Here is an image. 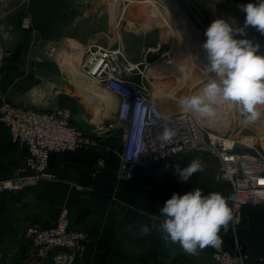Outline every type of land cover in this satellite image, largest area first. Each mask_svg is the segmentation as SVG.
<instances>
[{
    "label": "crops",
    "instance_id": "obj_1",
    "mask_svg": "<svg viewBox=\"0 0 264 264\" xmlns=\"http://www.w3.org/2000/svg\"><path fill=\"white\" fill-rule=\"evenodd\" d=\"M54 1L29 0L33 26L35 21H59L57 19L63 16L61 8L49 9ZM234 2L238 27H242L246 14L238 5L256 3L257 0H190L200 17L205 9L210 13L215 5H220L222 13H228ZM23 3V0H0V103L7 97L19 105L48 109L60 91L51 92L53 85L58 87V82L48 80L40 57L49 58L45 53L47 43L58 45L68 37L62 36L63 33L61 36L59 33H40L36 27L35 31H24L20 25ZM247 33H252L253 43L260 45L257 54H264V35L253 27H249ZM158 104L166 111L159 100ZM228 126L232 128V124ZM24 155V149L11 142L9 128L0 121V179L14 175L23 163ZM193 159L203 162V171L181 181L174 174V166L178 163L181 168L187 167ZM118 167L119 158L113 151L105 149L82 148L54 153L49 165L54 178L40 180L20 191L0 193V264H55L54 254L38 257L35 245L25 238L24 231L32 224L51 225L62 207H68L72 227L85 229L90 234L86 250L71 264L198 262L183 260L178 254L180 245L166 241L155 229L150 235H142L141 227L161 222L160 208L173 193L182 195L200 188L203 195L215 192L224 197L229 185L220 176L217 160L207 153H182L140 168L132 180L121 183L116 179ZM230 227H233L231 221L227 231L222 228L219 233L224 244L233 248L237 239L248 246L246 264H264V204L243 209L242 221L235 227L231 239L233 242L227 238ZM147 243L154 247L149 253L144 254L136 248ZM208 248L201 261L210 256L212 249L211 246Z\"/></svg>",
    "mask_w": 264,
    "mask_h": 264
},
{
    "label": "built area",
    "instance_id": "obj_2",
    "mask_svg": "<svg viewBox=\"0 0 264 264\" xmlns=\"http://www.w3.org/2000/svg\"><path fill=\"white\" fill-rule=\"evenodd\" d=\"M154 1L171 8L175 16H181L171 0ZM124 3L123 0H115L108 11L109 23L114 28L119 24ZM20 20L23 29L33 27L30 12H24ZM127 24L134 29L133 24ZM140 29L135 28V32L138 33ZM109 37L108 44L93 38L79 42L81 56L77 70L116 101L112 108L103 106L104 115L100 121H95V131L100 135L105 129L115 126L121 130L120 145L113 149L119 158L117 182L132 180L138 169L167 161L182 153L208 152L217 160L220 176L229 185L224 198L231 206L232 225L237 227L242 221L245 207L264 204V136L250 141L231 134L234 132L232 130L219 131L200 120L196 114L182 110L164 111L145 75L149 66L148 54L159 51L163 40L149 45L142 60L134 62L128 59L124 46L116 43L114 37ZM61 48L59 44L47 43L45 53L53 56ZM114 109L116 116L111 115ZM0 121L9 128L11 142L25 151L23 163L16 173L0 179V193L20 191L40 180L54 178L49 171L54 153L76 151L100 142L96 136L84 135L73 122L72 108L66 105L53 103L50 108L42 109L19 105L4 97L0 103ZM165 125L176 135L170 142L161 143L156 136ZM24 236L35 245L38 257L54 254L55 264H71L86 250L90 234L85 229L72 227L69 209L62 207L51 225H29ZM211 249L207 259L192 264H246L248 259L237 239L233 248L222 241L219 246H211Z\"/></svg>",
    "mask_w": 264,
    "mask_h": 264
},
{
    "label": "rangeland",
    "instance_id": "obj_3",
    "mask_svg": "<svg viewBox=\"0 0 264 264\" xmlns=\"http://www.w3.org/2000/svg\"><path fill=\"white\" fill-rule=\"evenodd\" d=\"M123 1H125V3L121 6L122 9L118 18L119 24L115 28L109 23L108 18V11L111 8L114 0H56L49 9L53 8L59 10L61 8L63 11V16L61 15L57 19L59 21H35L34 26L31 29L28 30L22 28L27 32H31L33 30L35 31L36 27L40 33H59V36H61L63 33L62 36L67 35L68 39L65 42L59 44L62 46L60 52L65 50L67 53H65L59 59L57 57L59 53L58 52L53 56H49V58H44V56H42L40 57V60L41 64L44 65V71L47 72L46 74L50 78L48 80L58 82V87L53 85L51 89L52 93H54L56 90L60 91L58 92L54 103L71 107L73 110L74 124L83 131L84 135L89 137L96 136L97 139L100 140L96 146L89 145L83 147L89 150L105 149L107 151H113L116 146L120 145L121 130L119 126H115L113 128L105 129L100 135H98L97 130L95 131V121H100L104 115V111H102L104 108H102L101 104H99L100 100L97 98L99 97L101 90H96L92 81L80 76L78 71L77 73H73L72 69L70 68L72 64L68 63L70 65L67 66L65 63H63V58L66 55L74 52L80 53L79 42H85L88 39L93 38L102 44H108L110 41L109 36H112L117 41L116 43L122 44L124 46L129 60L139 62L142 60L143 54L148 47L147 45H151V43L153 44L162 39L163 43L160 50L148 54L149 66H147L145 70V75L155 94L156 91L160 89H166V91L171 90L173 92L174 96L157 95V100H159V103H162V107L166 109V112H169V109L180 111L181 109L177 104L178 98L183 95L199 92L206 83V79H204L195 85H191V82L197 80L204 73L203 69L205 67L201 68L199 67L200 64H198V60L200 58L202 59L203 57V52L206 53V51L202 48L204 43L202 37L195 35L196 32L193 31V29H189L186 28V26L181 25L179 20L183 21V19L175 16L171 8L168 9L163 5L160 6V4L154 0H152L154 6L151 7V11H153L154 14L150 17V21L148 20L150 15L145 9L143 10V7L139 2L129 3L127 0ZM23 2L22 14L24 12H30L31 5L29 0H23ZM173 5L177 7L175 3ZM210 11L212 13H209L205 9V11L201 13L202 16L200 17L206 28H208L215 19L220 18H223L226 21L230 20V18H235V26L238 27V22L236 19L237 8L235 6V2L232 9H229L228 13H222L220 5H215ZM130 20L134 26L133 30L132 27L127 24V22H130ZM145 22H149L148 28L142 29L141 25ZM140 27L141 29L137 34L135 32V28L138 29ZM112 31L115 32L109 33ZM91 35H94V37L88 38ZM63 38L64 37H62V39ZM237 38H248L252 40V33H247V37ZM191 57L196 60L192 59ZM182 64L184 66V70H187L185 75L188 76L187 81L184 83L182 81V77L179 76V80L178 75L174 72L175 68H180ZM159 75L162 78H160ZM62 78L63 80H61ZM61 81H63L62 84ZM112 100L113 107L114 99L112 98ZM100 108L102 109L99 110ZM261 110L264 111V108ZM97 112L99 115H96ZM236 115L237 121L235 124H232V128L221 129L217 127L215 128V126L212 127L219 131L232 130L234 132L231 134H235L236 136L242 137L244 139H250V141L255 140L260 136H264V117L254 124L244 125L241 122L242 117L237 110ZM106 146L109 147V149H107ZM196 153L209 154L208 152ZM102 158L103 156H101L100 159ZM234 230L235 228L230 227L229 235H227V238L230 240V242L232 241L231 239L234 238ZM242 247L244 252L249 257L248 246L242 245ZM136 248L140 251H143L145 254L149 253L154 247L152 244L147 243L144 245H139ZM179 249L181 252L178 254L182 255L184 258L183 260L186 258L190 261V263L193 261H201L207 255V250L209 251V248L207 247V249H198L196 255H189L185 253L181 247ZM165 255L167 256V253H165ZM175 257L177 258V256ZM151 264L168 263L166 261H159L157 263Z\"/></svg>",
    "mask_w": 264,
    "mask_h": 264
},
{
    "label": "clouds",
    "instance_id": "obj_4",
    "mask_svg": "<svg viewBox=\"0 0 264 264\" xmlns=\"http://www.w3.org/2000/svg\"><path fill=\"white\" fill-rule=\"evenodd\" d=\"M246 14L242 27L235 26V18L215 19L205 30L206 41L202 48L207 53V65L203 69L206 83L194 94L180 96L179 108L185 113L198 114L212 120L218 117V109L227 104L235 108L244 125L256 123L264 117V54H257L260 45L247 37V29L255 28L264 35V0L238 5ZM164 119H167L165 117ZM176 135L165 125L156 139L168 143ZM162 155L166 156L165 154ZM165 167H170L165 165ZM174 174L187 181L198 171H203V162L193 159L187 167L177 163ZM163 218L159 224L143 225L142 235L152 230L162 234L163 239L178 243L187 254H196L198 249L221 244L220 231H227L233 213L220 193L203 195L200 188L185 193H173L160 208Z\"/></svg>",
    "mask_w": 264,
    "mask_h": 264
},
{
    "label": "bare ground",
    "instance_id": "obj_5",
    "mask_svg": "<svg viewBox=\"0 0 264 264\" xmlns=\"http://www.w3.org/2000/svg\"><path fill=\"white\" fill-rule=\"evenodd\" d=\"M139 3L142 5L143 10L145 9L148 12V14L150 15L148 17V20L150 21V17L154 14V12L151 11L152 10L151 7L154 6L153 3H152V0H140ZM171 3L172 2L170 1V4ZM175 5L177 6L176 8L181 13V16L180 17L183 19V21H180L179 20V22H181V25L186 26V28L193 29V31L196 32L195 35H199L200 37H202L201 34H200V31L194 26V24L190 21V19L182 11V9L177 5V3H175ZM129 24L132 25L131 20H130ZM148 25H149V22H145L141 26L144 27V28H148ZM65 53H67L65 50H62L61 52H59L58 55H57L58 59L61 58V56H63ZM80 56L81 55L78 52H74V53L68 54V55H66L63 58V63H65L67 66H69L70 64H72V66L70 68L72 69L73 73H77L78 70L76 68H77V64H78V62L80 60ZM191 58L194 59L193 57H191ZM194 60H196V59H194ZM68 63H70V64H68ZM207 63H208V61H207V53L203 52L202 59L200 58L198 60V64H200L199 67H201V68L202 67H205L207 65ZM183 64H182V66L180 68H178V69L175 68L174 72L178 75V79H179V76L182 77V81L184 83V82L187 81L188 76L185 75V72H187V70H184ZM191 74H192V72H191ZM160 75H159V77L162 78ZM177 75H175V76H177ZM169 76H170V74H169ZM204 79H205V77H204V73H203V75H201L197 80H194L193 82H191V85H195V84L199 83V81H202ZM92 83L95 86V89L96 90H98V91L101 90L100 91V94H99V97H97V98H98V100H100L99 101V104H101L102 108H104L103 106H107V107H111L112 108V101L113 100L111 98V95L107 91H105L104 89H102L99 86H97L93 81H92ZM156 95H161V96H163V95L174 96V94H173V92L171 90H167L166 91V89L165 90L164 89L157 90L156 91ZM115 103H116V101L114 100V105H115ZM102 108H100L99 110H101ZM99 110H98V112H99ZM98 112L96 113V115H99ZM218 113H219L218 114V117L216 119H212V120H206V119H203V118L199 117L198 114H196V115L199 117L200 120L204 121L205 123L209 124L210 126H215V128L217 127V128H221V129H225V128H227V125L228 124H233V123L235 124V122L237 121L236 109L230 107L227 104L221 105L219 107V109H218Z\"/></svg>",
    "mask_w": 264,
    "mask_h": 264
},
{
    "label": "water",
    "instance_id": "obj_6",
    "mask_svg": "<svg viewBox=\"0 0 264 264\" xmlns=\"http://www.w3.org/2000/svg\"><path fill=\"white\" fill-rule=\"evenodd\" d=\"M174 3L182 9V11L187 15L190 21L194 24V26L200 31L203 41H206L205 30L207 29L200 16L196 13V11L192 8L189 0H172ZM112 116L117 115V111L114 109L111 112ZM110 120H114L110 118ZM217 131V130H215ZM218 132V131H217ZM102 169V168H101Z\"/></svg>",
    "mask_w": 264,
    "mask_h": 264
},
{
    "label": "trees",
    "instance_id": "obj_7",
    "mask_svg": "<svg viewBox=\"0 0 264 264\" xmlns=\"http://www.w3.org/2000/svg\"><path fill=\"white\" fill-rule=\"evenodd\" d=\"M137 240H141V238H137Z\"/></svg>",
    "mask_w": 264,
    "mask_h": 264
}]
</instances>
